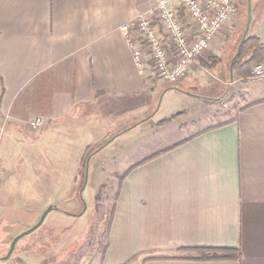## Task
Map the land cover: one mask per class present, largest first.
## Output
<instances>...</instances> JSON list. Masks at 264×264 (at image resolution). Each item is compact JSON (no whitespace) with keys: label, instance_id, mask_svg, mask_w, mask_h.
I'll use <instances>...</instances> for the list:
<instances>
[{"label":"crops","instance_id":"crops-1","mask_svg":"<svg viewBox=\"0 0 264 264\" xmlns=\"http://www.w3.org/2000/svg\"><path fill=\"white\" fill-rule=\"evenodd\" d=\"M155 2L0 0V126L18 134L41 118L37 139L67 145L82 129L81 141H92L87 128L112 112L104 104L155 96L165 83L135 66L121 30ZM254 34L264 41V13ZM233 76L240 100L228 119L205 124L182 109L132 125L151 123L158 137L123 170L102 264H264V75ZM176 92L192 97L163 94ZM82 118L88 124L77 125ZM85 145L68 154L80 158ZM181 248L234 249L239 257L168 254Z\"/></svg>","mask_w":264,"mask_h":264},{"label":"rangeland","instance_id":"rangeland-1","mask_svg":"<svg viewBox=\"0 0 264 264\" xmlns=\"http://www.w3.org/2000/svg\"><path fill=\"white\" fill-rule=\"evenodd\" d=\"M235 4L234 20L198 59L188 74L191 77L176 85L164 82L161 91L150 99L141 95L104 104L103 108L108 106L106 109L112 112L97 115L96 124L87 128L84 135L93 136L92 141H81L82 129L77 130L78 139L69 140L65 146L51 135L37 139L30 120L18 134L10 131V126H0V264H102L111 208L123 170L139 159L148 145L154 146L158 137L151 123L133 126L154 113L155 120L182 109H187L192 117H206L205 124L228 119L235 112L240 92L236 83H229V67L245 28L247 0H235ZM263 13L264 0H251L247 35L255 33ZM229 43L228 52H222ZM170 88L192 97L177 92L164 95ZM211 95V102L204 106ZM127 107L132 108L125 110L123 117L116 116L118 110ZM88 122V118H82L76 123ZM127 129L124 135L110 140ZM70 133L75 134L73 130ZM84 144L88 145L80 152V158L68 154L67 149H80ZM50 205L56 209L48 213L42 225L21 238L8 259H1L12 239L34 225ZM168 254L194 253L177 250Z\"/></svg>","mask_w":264,"mask_h":264},{"label":"built area","instance_id":"built-area-1","mask_svg":"<svg viewBox=\"0 0 264 264\" xmlns=\"http://www.w3.org/2000/svg\"><path fill=\"white\" fill-rule=\"evenodd\" d=\"M236 13L235 0H156L121 30L127 36L135 66L141 72L147 67L161 81L176 85L194 69ZM261 75L264 64L258 63L252 76ZM42 124L41 118L29 122L32 129Z\"/></svg>","mask_w":264,"mask_h":264},{"label":"trees","instance_id":"trees-1","mask_svg":"<svg viewBox=\"0 0 264 264\" xmlns=\"http://www.w3.org/2000/svg\"><path fill=\"white\" fill-rule=\"evenodd\" d=\"M237 8V5H236ZM264 61V41L260 36L256 34L247 35L240 49L239 55L233 62V72L239 77L247 78L251 76V71L255 64ZM178 115V114H176ZM164 121V120H163ZM126 173L120 177V185L123 181ZM120 185L118 186V191L115 196V201L118 197ZM115 205L113 204L111 208L110 219L108 222L107 240L108 232L112 222V216L114 213ZM107 248V243L103 252L105 254ZM179 251L185 253H194L201 256V258H238V251L234 249H220V248H181Z\"/></svg>","mask_w":264,"mask_h":264},{"label":"water","instance_id":"water-1","mask_svg":"<svg viewBox=\"0 0 264 264\" xmlns=\"http://www.w3.org/2000/svg\"><path fill=\"white\" fill-rule=\"evenodd\" d=\"M250 22H251V0H247V20H246L245 28H244V31H243V33H242V36H241L240 42H239V44H238V46H237L236 53L234 54V56H233V58H232V60H231V62H230L229 73H230V79H231V80H232V77H233V62H234V60L236 59V57H237V56L239 55V53H240L241 46H242V44H243V42H244V40H245V38H246V36H247L248 30H249ZM85 166H86V164H85ZM84 176H85V175H84ZM83 204H84V203H83ZM85 207H86V206H85V204H84V209H85ZM54 209H56V206H53V205L48 206V207H47V208L41 213V215H40L38 221H37L34 225L30 226V227L27 228L26 230H24V231L20 232L19 234H17V235L12 239V241L10 242L9 250H8L7 254H6L3 258H1V259H3V260L8 259V258L12 255L16 243H17L21 238H23V237H25V236L31 234V233L34 232L36 229H38V228L42 225V223L44 222V220H45L47 214H48L49 212H51L52 210H54ZM83 212H84V210L80 213V215H82ZM80 215H79V216H80Z\"/></svg>","mask_w":264,"mask_h":264},{"label":"flooded vegetation","instance_id":"flooded-vegetation-1","mask_svg":"<svg viewBox=\"0 0 264 264\" xmlns=\"http://www.w3.org/2000/svg\"><path fill=\"white\" fill-rule=\"evenodd\" d=\"M83 203V202H82ZM84 205V204H83Z\"/></svg>","mask_w":264,"mask_h":264}]
</instances>
